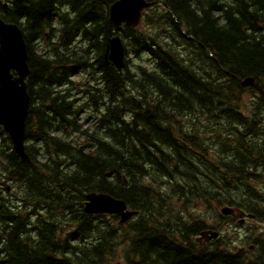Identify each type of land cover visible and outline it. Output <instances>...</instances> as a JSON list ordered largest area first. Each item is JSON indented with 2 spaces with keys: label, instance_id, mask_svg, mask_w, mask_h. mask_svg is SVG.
<instances>
[{
  "label": "trees",
  "instance_id": "obj_1",
  "mask_svg": "<svg viewBox=\"0 0 264 264\" xmlns=\"http://www.w3.org/2000/svg\"><path fill=\"white\" fill-rule=\"evenodd\" d=\"M7 1L0 15L24 31L32 104L29 158L0 126V184L13 186L0 195V264H109L121 245L127 264H264V189L253 184H264V100L241 84L253 77L264 91V0H154L137 28L109 21L114 0ZM118 32L134 55L122 72L104 58ZM79 68L84 100L70 79ZM90 192L138 217L128 230L118 216L95 221ZM226 205L255 222L241 246L208 240L230 223ZM28 206L49 219L31 221Z\"/></svg>",
  "mask_w": 264,
  "mask_h": 264
},
{
  "label": "water",
  "instance_id": "obj_2",
  "mask_svg": "<svg viewBox=\"0 0 264 264\" xmlns=\"http://www.w3.org/2000/svg\"><path fill=\"white\" fill-rule=\"evenodd\" d=\"M147 3L144 0H117L110 8V21L116 25L123 22L137 25ZM110 60L118 69L125 65V47L120 36L110 39ZM28 53L21 29L17 24L6 23L0 18V124L10 134L17 153L25 156L24 135L30 105L26 79L29 75ZM15 70L17 76L11 72ZM254 83L243 80L244 85ZM86 210L89 212H122L123 202L105 194L88 196ZM124 218L132 213H123Z\"/></svg>",
  "mask_w": 264,
  "mask_h": 264
},
{
  "label": "rangeland",
  "instance_id": "obj_3",
  "mask_svg": "<svg viewBox=\"0 0 264 264\" xmlns=\"http://www.w3.org/2000/svg\"><path fill=\"white\" fill-rule=\"evenodd\" d=\"M132 57V54L130 55ZM87 118H89V115L87 113H85V115H83V120H84V123H87L86 120ZM197 208L199 207V205L196 206ZM247 225H249V223H247ZM235 229H238L240 232H243V230L245 229L243 226H239V225H236L235 226ZM121 250V249H120ZM120 261H118L119 264H122V261L121 259H119Z\"/></svg>",
  "mask_w": 264,
  "mask_h": 264
},
{
  "label": "bare ground",
  "instance_id": "obj_4",
  "mask_svg": "<svg viewBox=\"0 0 264 264\" xmlns=\"http://www.w3.org/2000/svg\"><path fill=\"white\" fill-rule=\"evenodd\" d=\"M126 42V41H125ZM130 61V60H129ZM213 64V63H212ZM221 117V116H220Z\"/></svg>",
  "mask_w": 264,
  "mask_h": 264
}]
</instances>
